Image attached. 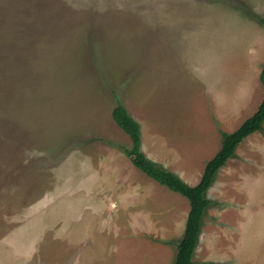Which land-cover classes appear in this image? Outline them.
<instances>
[{
	"label": "rangeland",
	"instance_id": "rangeland-1",
	"mask_svg": "<svg viewBox=\"0 0 264 264\" xmlns=\"http://www.w3.org/2000/svg\"><path fill=\"white\" fill-rule=\"evenodd\" d=\"M262 3L0 0V264H174L190 203L121 148L116 96L178 174L173 151L212 126L206 75L220 88L218 66L264 49ZM242 153L206 193L194 264H264V156Z\"/></svg>",
	"mask_w": 264,
	"mask_h": 264
},
{
	"label": "crops",
	"instance_id": "crops-1",
	"mask_svg": "<svg viewBox=\"0 0 264 264\" xmlns=\"http://www.w3.org/2000/svg\"><path fill=\"white\" fill-rule=\"evenodd\" d=\"M254 8L259 14L264 11V3ZM258 35L260 39V31H258ZM256 44V47H259L258 41ZM230 65V68L227 67L225 63L218 66L220 69L221 81L223 80L222 74L230 69L227 73L224 86L220 88L213 79V73L211 77H209V74L206 75L208 82L210 78V90L208 89L209 92L207 96L209 100L208 114L210 115L209 118L212 122V126L208 125L204 128L205 134H202L203 131L201 130L198 131L200 136L196 139L197 142L195 144L182 141V144L173 151V160L175 165H178V174L191 185H196L201 180L206 163L222 148V135L218 130L224 132H233L237 130L246 119L257 111L264 97V87L261 81V72L264 67V49L258 51L250 61L237 59L236 62L230 63ZM256 132L250 134L237 146L233 158H235L237 154L241 155V152H244L242 154L248 157V159H251L250 155L253 156L254 154L264 156V139L261 140L264 135V129L261 133ZM210 136L211 138L216 136L220 140V143L218 141L210 143L208 140ZM208 151L210 152L207 154ZM232 159L230 158L227 162ZM195 162L200 165V168L196 172L192 170V165ZM224 168H226V165L221 169ZM257 185H259L258 182L251 188L250 197L251 195H255V186ZM256 203L257 202L252 201L251 197L250 206L248 205L250 212H248V216L241 222V227L243 229L248 221L256 218L254 214Z\"/></svg>",
	"mask_w": 264,
	"mask_h": 264
},
{
	"label": "trees",
	"instance_id": "trees-1",
	"mask_svg": "<svg viewBox=\"0 0 264 264\" xmlns=\"http://www.w3.org/2000/svg\"><path fill=\"white\" fill-rule=\"evenodd\" d=\"M264 24V18L257 16ZM264 87V67L261 72ZM117 104L112 111L116 124L131 138V148L121 145L132 163L148 177L159 184L186 197L190 203L185 234L177 246L174 264H194V255L199 242L203 219L211 201L206 197L218 171L236 153L237 146L250 134L260 131L264 125V97L257 111L233 132L222 131V148L207 162L201 180L190 185L178 174L163 168L159 163L147 157L142 149V132L139 122L129 113L125 105L116 96Z\"/></svg>",
	"mask_w": 264,
	"mask_h": 264
}]
</instances>
